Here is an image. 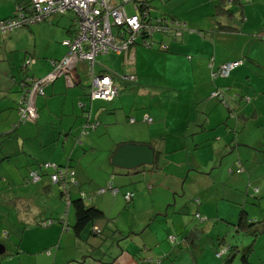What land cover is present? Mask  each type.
Wrapping results in <instances>:
<instances>
[{
	"label": "rangeland",
	"instance_id": "obj_1",
	"mask_svg": "<svg viewBox=\"0 0 264 264\" xmlns=\"http://www.w3.org/2000/svg\"><path fill=\"white\" fill-rule=\"evenodd\" d=\"M261 1L264 3V0ZM173 2L174 0H149L148 7L150 17L154 18L159 15L168 16L167 11L170 4L173 6ZM225 4L233 14L218 16H223V19L240 27V20H242L240 12H243L244 15L245 13L247 14V7L243 9L239 4ZM242 5L245 6L246 4ZM260 6L261 5L256 4V2L254 3V15L250 16L246 20L247 22L242 23V25L244 28H248L253 24L257 26L255 32L264 35L263 18L259 13L260 9H257L262 8ZM125 9L129 12L130 5H125ZM4 10L5 8L0 6V14H4ZM54 14H64L66 25L71 29L74 28V14L70 10L56 12ZM258 18H261V20H259L261 23L255 24V21ZM48 21L49 19H46L29 26L17 28L13 31H8V34L2 36L3 40L0 41V83H3V80L6 79L10 80V78H7L10 70L13 71V75L16 77L17 73H22V66L25 64L24 62L26 58H34L36 61H39L38 58L43 60L47 58V56L42 54V52L45 51L44 47L41 45V38L39 37V31L37 29L41 25L45 26L50 23ZM53 24L56 25L55 23ZM49 32L46 31L41 37L44 38L45 36H48ZM55 34L56 33L52 31L50 36ZM251 34L252 33H250V35ZM161 37L160 34L154 33L152 35V40L156 41L157 39H161ZM65 39L68 38L62 39L60 43ZM147 39H149V37H147ZM138 40L140 41V38H138ZM155 45L154 42L151 47H144L142 45L137 46L146 49L153 48L152 50L154 51ZM131 47L129 48V51L131 50ZM157 49L161 50L159 48ZM117 53L118 52H116V54ZM119 54L121 55L115 56V54L108 52L106 54H98L94 59L97 67H103L107 71L109 69L114 82L122 85V76L125 75L124 77H128L130 74H127L129 66L124 61V54L121 52ZM257 54L260 56L261 60H264V46L259 47ZM111 55L115 56L112 61L110 60ZM128 57L127 61L129 59ZM242 60L246 62L241 60H230V63L234 61L239 62L228 70L227 76L220 74L213 78V81H211L210 75L208 74V60L206 61V65L209 79L207 77L205 79H200L196 71L193 75L184 74L175 77L171 75L173 73L171 68L174 63L157 56L156 58H149V64L147 67L138 66L136 85L138 86L137 89H140V95L137 96L135 104L140 103L139 108H147L148 111L161 105L163 108L160 112L161 114L164 112L173 114L172 116L167 117V123L170 129H175L174 117L176 115L184 114L188 121V123L181 122L178 124V127L181 129V132L179 133H169L163 130L162 134L164 140L156 144L158 149L162 148V154L159 155L157 165L160 167L162 173L166 174V179L163 182L164 189L160 190V195L163 194L166 198L164 205L169 203L172 199L175 201L173 205L167 207V216L171 215L172 208L183 202L187 203L186 214L174 213L172 215V218L176 217L177 220L181 219V226L186 222L188 223V226L175 237V241L168 239L169 236H172L173 234L168 236L161 235V233H165L163 228L165 223H163V220L166 217V215L162 213L155 216L156 219L152 222L151 226L152 229L160 235H153L145 228L148 220H146L147 217L144 218L143 215L141 217L140 206L142 197H140V191H142V194L144 193L147 187L146 182L139 179L136 183L132 184V187L131 184L127 183H115L116 175L121 171L118 169L119 167L111 164L110 158L112 155L108 158L107 164L104 165L109 150L113 147L114 143H120L122 141L125 143L129 140L145 144L141 142L144 141L141 137L145 136L132 134L136 133L133 131L135 125H140L139 128H142V124H133L132 122L134 119L130 118L129 120L127 111L123 112L120 105L116 104L113 108L108 109V111H100L101 104L98 101H89L88 95L86 94L89 92L90 79L83 69L79 72L77 71L81 84H76L74 87H67L65 90H68V93L70 94H72L71 91L79 93L80 99L85 103L81 127L86 120L85 116L89 113V111L87 112L88 107H91V115H95L96 113L97 116L96 118H93V116L91 117L90 115L89 120H97L99 125L93 128L94 130L86 129L87 133L90 132V134H94L93 131L97 132L99 130H102L103 133V128L109 125L108 130L111 133L109 139L106 134L98 136L95 134L92 136L94 146L90 149L89 146H86L84 150L83 148L81 150L80 146H76V130L78 129L76 119H72V129L66 137V139L72 138V143L69 144L68 140L63 143L62 151L64 156L61 159V162H58L57 156L60 152V145L62 144L57 143L58 147L55 151V146H57L55 137L58 132V127L57 122L52 121H58L59 118H62L63 120L71 119V117L68 114L61 115L60 113L57 98L63 96V94H54L53 99L56 98V102L50 106L52 109L51 115L47 114L46 117L45 115L42 116L38 122L37 128H34L35 131H39L38 135H35L33 138L27 137L26 139H23L27 155L25 156L24 153L20 152L17 155H14L10 162H1L0 177H4L7 181L10 180L16 184L17 186L12 183L10 184V187L11 190L17 191L19 196L23 195L21 192L25 193L26 196L28 195L29 200L27 202H29V206H27V209L29 210V216L30 214L35 215L36 212H40L41 214L43 212L50 215L54 211L56 202L61 200L59 199L60 197H58L60 190L59 186L56 183L54 184L48 181L49 175L55 171V168H53L52 165L59 163L64 166L63 164L65 161L69 159L68 162H70L73 171H75L72 179L80 183L79 188L88 200L86 201L87 204H91V202L96 204L98 202L99 207L103 211V215L105 216V220H102L104 223L103 225L105 226L103 229V235L104 232L109 231L108 229H113L112 226L115 225L116 222H118L119 225L124 228L125 233H127L126 225L130 223L132 215L133 218L136 216L135 221L140 219L139 217L142 218L141 222H144L142 224H140V222L138 226H132L135 230L130 231L126 238L131 248L134 247L132 240L136 241L138 245L136 248L139 249V255H141L139 256L140 262L144 260L145 263L143 264H154V262L159 263V260H162V263L166 262L168 264H225L221 257H217L220 252L214 254L211 242L216 243L218 241L217 238H220L221 236H224L225 242L229 244L237 242L239 245L241 242L240 246H243L251 242V237L243 236L240 233H234L231 226L226 222L234 223L241 208L245 210L246 216L249 220H264V144L255 146L257 143L255 141L262 140L264 143V127L257 128V131H252L254 135L253 139L249 134V125L244 124V122H239L234 125L232 117L230 118L231 113H234L236 108L239 109L241 106H246L248 101H251L254 97H262L264 100V63L250 56L242 58ZM241 62L243 66L249 68L250 76L244 77V75H242L240 76V79H238V83L231 82L233 81V78H231L230 72L240 65ZM176 66L178 67L179 72H182L180 69L181 65L176 64ZM26 68L30 73L32 71L34 73L33 65H28ZM163 73H165L166 76H163ZM61 76L63 77V75ZM199 76H201L200 73ZM221 81L224 83L223 85L220 84ZM149 84L153 86L158 84L161 87L168 86L173 90L169 91V89H162L161 91H164V93L161 94L160 98L153 95L148 97L147 93L152 90V88L149 87ZM134 86V84H129V87L131 88ZM114 88L116 89L115 86ZM128 90L126 91L127 94ZM141 92H145L142 99ZM43 98L45 99V97H41V95L38 94L36 100L40 103ZM49 99H51L50 95L46 97L47 104ZM71 99L72 96L71 98L68 97L67 101L69 102ZM124 103L127 104L128 101L124 99ZM148 103L150 105H148ZM141 105L144 107H141ZM207 105L214 106L211 112L207 111ZM63 106L66 107L67 104L65 103ZM185 106H188L189 109L185 110ZM42 108L45 109V106H42ZM16 109H18L17 103ZM35 112L36 110H34V113ZM215 112L218 114L214 116ZM2 114H5L4 116H6L7 112L4 111ZM3 115H0V132L7 131L11 124L9 123L11 118L1 117ZM18 117L19 115H16V121L26 120V122L33 125V122L30 119H18ZM215 117L216 120L220 119L218 120L220 121L218 126H216ZM235 117L236 116H234V118ZM32 119H36L35 114ZM146 120L151 122V117L144 119L143 122H147ZM51 123H53L52 126ZM23 127L24 126H21L19 128V131L22 133L20 136L21 138L26 137ZM199 127H202L201 131L193 132ZM111 136L112 138L114 137V140L111 139ZM62 139L63 138H61L60 141H62ZM81 139L82 138L80 137V141ZM197 141H200L201 145L196 149ZM253 142H255V144H252ZM163 145H166V150ZM211 149H213V153H210ZM207 153H209V155L202 161ZM220 162H222L221 165ZM27 163L29 165H27ZM44 163H49L51 166L48 165L49 168H44L42 166ZM194 164H196V166H194ZM214 164L216 165V168L210 169ZM150 165L147 164L146 166ZM21 166H23L22 168L24 170ZM223 167L227 168L222 169ZM57 168L60 169L61 166ZM188 169L191 170L186 171ZM41 170H48V178L45 175H39V180L37 182L36 180L31 181V179H29L31 171L34 172ZM110 170H114L117 174H110ZM21 171L23 174H16V172ZM79 172L86 176V178H80ZM109 174L111 178L113 177L114 179L107 184L108 182L105 183V181L108 180ZM26 177L29 179L28 184L21 185V178L25 181ZM259 177H262L258 180L263 183L262 185L258 183V181L254 182V180H257ZM175 178L180 179L182 187L181 189H178L173 196L168 186L173 187L171 179ZM3 185L6 186L0 181V191L1 186ZM104 185L107 190L105 191L104 189L99 193L98 190L103 188L102 186ZM44 186H46L47 189L44 190ZM73 186L75 185L70 183L69 187L71 188ZM137 186L140 189L139 191H135ZM257 187H259V190ZM91 188H93V192L90 194L88 193V190ZM123 189H125L126 192L131 193L127 196L125 195V197H127V202L124 197L125 193ZM5 190L9 191L10 189L4 188L3 191ZM81 191H78V197H80ZM73 194L74 192H72V195ZM134 194L138 196L139 200L137 201L134 212H130L132 204L129 201L131 198H135ZM95 195H98V200L95 199ZM88 196L91 197L90 200L88 199ZM114 202H116V204H114ZM60 204V216H62L66 202L61 200ZM24 206L25 203L23 208H20L19 204L14 202L12 210H14L13 212H17V210L20 209L19 212L22 213ZM69 211L72 214L73 211L71 206L69 207ZM13 212L11 215H3L6 217L5 219H0V236L3 234L1 225L8 227L12 216L16 219V215ZM52 215L54 214L52 213ZM261 216H263V218H261ZM54 217L52 225H48L47 227L41 224L38 225L36 224V221L34 222V225H37L41 229L40 231H45L47 233L54 232L55 235L57 234L58 228L56 218L59 217V214ZM16 223V225L22 226L17 219ZM99 223H101V220L97 219L93 225L87 226L92 234L96 233L97 236L101 237V228L96 225ZM94 225H96L99 231L95 230L93 232ZM261 227L264 229V226ZM35 230H37V228ZM28 232L29 230L23 231L22 227H19L17 234H15L14 231L12 237L17 238L16 241H19V245H22V242H26L24 237ZM86 234H88V232ZM20 235L23 237L21 243L18 238ZM63 235L64 239L60 241V247L62 246L65 250H68L67 247L72 249L74 245L72 244V241L69 240L71 234L65 232ZM88 238L89 240L96 239L99 242V239H102L103 237H98V239L97 237L88 235ZM81 242L83 244V240ZM113 243L115 246L117 242L113 240ZM78 245L79 239L76 246L73 248L74 254ZM11 246L12 245L6 247L5 253L8 255L0 258V264H33V261L36 264L35 259L38 255L33 254L30 251L21 250L17 255L12 257L9 256V248H11ZM252 247V250L247 253L246 263L243 261L241 262L240 260V256L243 255L242 252L236 251L229 264H264V233L255 237ZM18 248L20 249V246ZM224 250H227V246L223 247L222 251ZM118 251L119 250L115 246L112 254L114 255L115 253H118ZM168 253H170L169 256L167 255ZM149 260H152L153 262H149ZM72 263L73 262L70 264Z\"/></svg>",
	"mask_w": 264,
	"mask_h": 264
},
{
	"label": "crops",
	"instance_id": "obj_2",
	"mask_svg": "<svg viewBox=\"0 0 264 264\" xmlns=\"http://www.w3.org/2000/svg\"><path fill=\"white\" fill-rule=\"evenodd\" d=\"M30 0H0V6L4 7V14H0V19L8 17L13 15L15 12V9L17 8V4H24ZM164 1V0H163ZM169 2V1H168ZM199 2V3H197ZM217 2V0H174L173 6L170 4V7L168 9V15L173 16L174 18H177L178 20L182 21L185 23V28L180 31L179 35H169L166 36L167 38H161L164 39V41L167 45L166 50H158V41L160 39H157L156 41L153 40L152 45L155 42V50L153 51L151 49H146L143 47H138L140 44H137L136 46H132L131 50L124 52V61L125 63L129 66L128 73L130 74L129 76H133V80L125 78L123 75L122 76V85L116 84L114 82L113 76L108 69V71L103 68V67H97L96 63L94 62L93 64V71L95 74H108L111 77L112 83L117 89V95L114 97L113 100L106 102L102 100H90L89 101H98L101 104L100 111H108V109L113 108L116 104L120 105V108L123 112L127 111L128 118H133L134 121L132 122L133 124H142V128H139L140 125H135L134 130L136 133L132 134H138V135H143L145 137H141L142 143L148 144L153 148V155H155V162L151 164L150 166H138L140 168H132V169H124V168H118L121 172H118L116 175V181L115 183H127V184H132L136 183L139 179L143 180L146 182L147 187L142 194V191H140V197H142L141 201V206H140V213L141 217L142 215L144 218L147 217L146 220H148V223H146L145 228L148 229V231L153 234V235H160L158 234L154 229H152V222L156 219L155 216L160 215L161 213L166 215V217L163 220L164 224V232L161 233V235L168 236L170 234H173L172 236L175 237L188 226V223L186 222L185 224H182L181 226V219H178L176 217L172 218V215L174 213L178 214H186L187 213V203L183 202L180 205L172 208V213L170 216H167L168 211L167 207L173 205L175 201L170 200L169 203H166L164 205V202H166V198L163 194L160 195L161 189H164L163 187V182L166 179V174H163L160 167L157 165V162L159 160V155L162 154V148L158 149V146L156 147V144L158 142L160 143L163 139V130L165 132L169 133H179L181 132V129L178 127V124L181 122L188 123L187 118H185V115H176L175 118V129H170L167 123V117L172 116V113L169 112H164L161 114L160 112L162 111V106L160 105L159 107H154L152 110H149L147 108L140 109V103L135 104L136 98L139 94V90L137 89L138 86L136 85V79L138 77V66H144L147 67L149 64V58H156L159 57L164 60H169L174 63L173 67L171 70L173 73L171 75L175 77H179L181 75H193V73L196 71L198 74V77L200 79H205L208 77V70H207V65L206 61L210 58H212V68H216L220 63L225 62V61H230V60H242V58H246L247 56H250L254 59H257L261 62L264 63V60L260 59V56L257 54V51L260 46H264V35L259 32H255L257 26L253 25L248 28H244L242 23L247 22L246 20L254 15V3L261 5L260 7L262 8H257L260 9L259 13L262 15V22H264V3H262L261 0H255L247 3L245 6L242 5V8L244 9L245 7L247 10V14H243V12H240V17L242 16L241 25L238 27L235 24H231L229 21L223 19V16H218L215 15L213 16V4ZM228 4V3H227ZM230 4V3H229ZM226 7V5H225ZM232 12V11H231ZM233 14V12H232ZM49 19L47 25L45 26H39L38 31H39V37L41 38V45L44 47V51L42 54L44 56H47V58L40 59L38 58L39 61H36L34 58L32 59V62L30 65H33L34 68V73L33 71L30 73L27 71V66L25 67L24 64L22 66L23 71L22 73H17V77L13 75V71H9V76L7 78L10 80H3V83H0V115H3L2 113L7 112L6 116H1V117H10L11 120L9 123H11L9 126V129L5 132H0V163L3 161L10 162L11 158L14 155H17L18 153H24L26 156V148L24 147V142L23 139H26L27 137L33 138L35 135L37 136L39 131H35L34 128H37L38 122L42 116L47 114L51 115L52 109L50 106L52 104H55L56 98L53 99L54 94H63V96H60L57 98V104L60 107V113L61 115L68 114L71 119H66L63 120L62 118H59L58 121H52V122H57V127H58V132L55 137V142L56 145L57 143H60V152L57 156L58 162H61V159L63 158L64 154L62 151L63 148V143L66 142V140L69 141V144L72 143V138L66 139V137L69 135L70 130L72 129V119H76V124L78 126V129L76 130L77 132V142L76 146H80L81 150L86 146H89V149L94 146V143L92 141V136L93 135H105L110 136V131L108 130V126L103 128V133L102 130L100 131H93L94 134H90L85 132L81 133L82 127L81 124L83 122L82 117H83V112H84V106L85 103L80 99L79 93H75L71 91L72 94L68 93V90H65L67 87H74L76 84H81L77 71L79 72L80 70H84L86 73V64L84 62L79 63L75 68H74V75L76 78V81L72 84H67L65 82L64 76L62 77L61 75L55 77L51 82L44 83L42 85V91L43 94L41 97H45L41 100L40 103L37 102V97L36 95L34 97V110H36L35 114V120L30 119L33 122V125L24 121H16V115L17 109H16V103L20 97V94L22 91L28 86V81L31 78H42L50 69H51V63L53 61L58 60L61 58L62 55H64L66 48L61 45L60 41L64 38H69L73 35V29L68 27L64 21L65 15L64 14H51L50 17L47 18ZM261 18L256 19L255 24H260L259 22ZM218 22V24H217ZM55 23L56 25H54ZM31 25V24H30ZM229 26V27H234L235 30L228 31L224 28H221L220 26ZM25 27V26H23ZM261 28V27H260ZM15 30V29H14ZM13 31V30H11ZM46 31H50L48 36H45L44 38L41 37L42 34H44ZM54 31L56 34L50 36V33ZM258 31V30H257ZM10 32V31H9ZM9 32L6 33H0V41L3 40L2 36L5 34H8ZM255 32V33H253ZM250 33H252L250 35ZM151 45V46H152ZM166 51V52H163ZM116 53V52H115ZM39 54V51H38ZM121 54L117 53L115 56H120ZM115 56L111 55L110 60L115 58ZM129 56V57H128ZM127 57L129 58L127 61ZM188 57V58H187ZM258 57V58H257ZM27 59V58H26ZM25 59V60H26ZM249 59V58H248ZM246 62V61H243ZM25 63V62H24ZM177 65H181L180 69L182 72H179ZM201 76H199V73ZM36 74V75H34ZM231 78H233V81L231 82H236L238 83L240 79V76L244 75V77H249V68L246 66L242 65V62L240 65H238L235 69H233L231 72ZM229 74V75H230ZM166 76L165 73H163V76ZM126 79V80H125ZM2 82V81H1ZM66 83V84H65ZM208 83V82H207ZM129 84H134L135 86L133 88L129 87ZM221 85L224 83L221 81ZM149 87L152 88L151 91H149L148 97L150 95L157 96L158 98L161 97V94L164 93L163 90H173L172 88H169L168 86L161 87L158 84L155 86L149 84ZM130 89V90H128ZM90 90V88H89ZM128 90V94L126 91ZM143 94L145 92H141V99L143 97ZM51 96V99H49L48 104L46 101L47 96ZM89 96V92L88 94ZM123 95V98H122ZM72 99L68 102L67 98L70 97ZM124 99L128 101V103H124ZM43 102V104H42ZM89 102V105H90ZM67 104L66 107H64V104ZM103 104V105H102ZM117 105V106H118ZM148 105H150L148 103ZM42 106H45V109L42 108ZM208 106V112H211V110L214 108L213 105H207ZM141 107H144L141 105ZM189 109L188 106H185V110ZM91 107H88L87 112L89 111V118L91 115ZM237 116L232 118V121H234V125L239 123V122H244V124L249 125L250 131L249 134L251 138L254 135L252 133L253 130L257 131V128H262L264 127V100L262 97H254L246 106H241L239 109L236 108ZM17 113V114H16ZM146 113V114H144ZM93 114V113H92ZM218 113L215 112L214 116L217 115ZM206 115V114H205ZM96 118L97 114L91 115V117ZM86 117V116H85ZM148 117H151V122L146 120L147 122H143L144 119H148ZM88 118V119H89ZM231 118V117H230ZM2 119V118H1ZM19 119V117H18ZM45 119V118H44ZM42 120V119H41ZM220 119L216 120L215 117V122L216 126L219 125L218 121ZM225 120V119H224ZM93 121V120H91ZM218 122V123H217ZM223 122V120H222ZM53 123H51V126ZM99 125V122H98ZM97 125V126H98ZM21 126H24V134L26 137H20L21 136V131H19V128ZM188 128V127H187ZM202 127H199L198 129L194 130L193 132L201 131ZM94 130V129H93ZM92 131V130H91ZM184 131V130H183ZM3 135V136H2ZM80 137L81 139L80 141ZM62 141H60V139ZM85 138V139H84ZM87 138V140H86ZM111 139L114 140V137ZM110 139V140H111ZM112 141V140H111ZM126 142H133L127 140ZM153 142V143H151ZM197 146L196 149L199 148L201 145L200 141H197ZM232 142V141H231ZM255 142H257L255 144ZM252 144L257 145H263V141H255ZM124 141L120 143H114L113 147L109 150V154L107 158L105 159L104 165L107 164V160L111 155V152L115 147H117L118 144H122ZM137 143V142H135ZM19 146H18V145ZM153 144V145H152ZM58 145L55 146V151L57 149ZM164 149L166 150V145L164 146ZM210 153H213V149H211ZM209 153H207L202 161L207 158ZM71 156V155H70ZM76 159V158H75ZM65 161L63 165L69 166V168L73 169V167L70 165V162ZM212 160V159H210ZM222 162H220L221 165ZM229 163V162H228ZM59 164V163H58ZM27 165H29L27 163ZM60 165V164H59ZM24 166V165H23ZM21 166V168L23 167ZM26 166V164H25ZM196 166V164H194ZM200 166V165H199ZM228 166V165H227ZM216 168V165L214 164L211 166L210 169ZM227 167H223L222 169H225ZM23 169V168H22ZM26 169V168H25ZM28 169V167H27ZM30 169V168H29ZM24 170V169H23ZM191 169H188L186 171H190ZM110 170L109 173H111ZM39 175H45L48 178V170L45 171H37ZM75 172V171H74ZM21 172H16L17 175H21ZM32 171L30 172V174ZM23 174V173H22ZM79 177L85 179L86 176L82 175L79 172ZM187 175V174H185ZM260 178L259 177L257 180H254V182L258 181ZM29 179H31L29 177ZM27 177L25 178V181L23 178L20 180V184H28ZM39 180V178L37 177ZM114 179V178H113ZM36 180V182L38 181ZM150 180V181H147ZM0 181L5 184L6 186H1V191H0V219H5L6 217L3 215H11V213L14 211L12 210L14 202L16 204H19L20 208H23V205L25 203L24 209L22 213L17 210V212H13L16 215L17 221L22 224L16 225V219L14 216L11 218V222L8 227L1 225V229L3 230L2 236H0V244L3 245L2 251L0 252V255L6 254V247L9 245H12L11 248H9V256H14L17 255L21 250H26L30 251L33 254H37L38 256L36 257L35 261L36 264H143L145 263L144 260L141 262L139 261V249L136 248L138 247L136 241L132 240V244L134 245L133 248L129 246V242L127 241L128 233L132 230H135L132 228V226H138L139 223L141 222L142 218L139 217L137 221H135L136 216L133 215L131 217V221L128 225H126L127 233H125L124 228L119 225L118 222H116L115 225L112 226L113 229H108V232H104L103 235V229H104V223L101 220V223L96 224L98 227L101 228V237L97 235H93L91 233V230H89V227L85 226L80 232L78 237L74 234V231L70 229L72 223L74 222V214H72L68 210L66 214H64V211L62 212V216H60L61 213V195H60V190L58 193V197H60L58 202L55 204L54 211L50 215H47L42 212H36L35 215L29 216L27 206H29V200L28 195L26 196L25 193L21 192L19 196V193L17 191L11 190L10 184L13 182L8 180L6 178L0 177ZM32 181V179H31ZM48 181L50 182L49 178ZM173 182V187H169V190L171 191V194L174 196L175 193L178 191V189H181L182 183L180 179H171ZM177 181V182H175ZM263 181V180H262ZM34 182V181H33ZM77 182V181H76ZM106 182V181H105ZM261 185L263 184L261 181H258ZM14 184V183H13ZM79 182L73 187H69V193L71 198H76L78 191L81 189L79 188ZM17 186L16 184H14ZM58 185V184H57ZM70 185V184H69ZM59 186V185H58ZM9 188L10 190L3 191V189ZM264 188V184H263ZM47 189L46 186H44V190ZM259 190V187H257ZM139 191L140 189L137 186V189L135 191ZM124 193L126 192L125 189H123ZM72 192L74 194L72 195ZM93 188L88 190V193H92ZM122 196V194H121ZM135 198H131L129 202L132 204V208L130 212H134L136 208L137 201L139 200L138 196L134 194ZM133 196V197H134ZM123 198V197H122ZM95 199L98 200V195H95ZM169 200V199H168ZM116 201V200H114ZM168 202V201H167ZM101 203V202H100ZM116 204V202H114ZM101 211L102 209L99 207L98 202L95 204ZM73 211V210H72ZM56 218L57 220V234L54 235V232L47 233L45 231H40L41 229L37 226L34 225L36 220L43 221L45 219L50 220L51 222L48 225H52L53 219L55 218L54 216H58ZM182 216V215H181ZM37 218V219H36ZM110 218V217H107ZM263 218V216H261ZM112 219V218H111ZM63 222H62V221ZM231 220V219H229ZM144 222V221H143ZM141 222L140 224H142ZM146 222V221H145ZM12 225V227H11ZM47 225V226H48ZM46 226V227H47ZM70 226V227H69ZM22 227L23 231L29 230V232L25 235L24 239H26V242H22V235L18 237L20 239V243L22 242V245H19V241L17 242V238L12 237V233L17 234L18 228ZM17 228V229H16ZM37 228V230H35ZM16 229V230H15ZM88 229V230H86ZM69 232L71 235L69 236V240L72 241V244L74 247L76 246L78 239H79V245L76 248L75 254H74V247L71 249L70 247H67L68 250H65L62 246L60 247V244L63 239H64V233ZM88 232V234H86ZM134 232V231H133ZM84 234V235H83ZM88 235H92L93 237H99L102 239L98 240L96 239H91L89 240ZM120 237V238H119ZM119 238V239H118ZM18 239V240H19ZM28 239V240H27ZM82 239H84L83 244H82ZM2 240V241H1ZM113 240H115L116 247L119 250L118 253H115L114 255L112 254L114 243ZM122 240V241H120ZM120 241V242H118ZM51 243V245H50ZM20 246V249L18 248ZM117 252V251H116ZM8 254H6L7 256ZM113 255V256H112ZM168 256L170 253L167 254ZM82 256V258H81ZM107 257V258H104ZM192 257V255H191ZM78 261V262H77ZM162 260H159V263L154 262V264H168L166 262H161ZM149 262H153L152 260H149ZM32 264V263H31ZM33 264L35 262L33 261Z\"/></svg>",
	"mask_w": 264,
	"mask_h": 264
},
{
	"label": "built area",
	"instance_id": "obj_3",
	"mask_svg": "<svg viewBox=\"0 0 264 264\" xmlns=\"http://www.w3.org/2000/svg\"><path fill=\"white\" fill-rule=\"evenodd\" d=\"M143 1L31 0L24 10L18 9L13 16L0 20V33H6L21 26L41 22L56 12L70 10L74 14L73 35L61 42L66 52L60 59L51 63V69L42 78L29 80V86L17 101L19 118L34 117V97L43 93L44 83L51 82L59 75L64 76L67 84L74 83L76 81L74 68L81 62L86 64V73L90 79V98L110 100L115 95L116 89L107 76H97L93 73L95 56L125 51L138 37L142 38L143 32L151 35L154 31L166 32L170 28L179 26L177 21L171 19L156 18L152 22L144 20L148 17V11L145 8L142 12L139 11ZM127 4L130 5L129 13L125 9ZM141 44L148 46L149 42L142 39ZM31 62L30 58L25 60L26 65ZM232 65L233 63L223 65L221 73L226 74L227 69ZM50 178L52 181H60L64 187L68 181H72V172L57 169Z\"/></svg>",
	"mask_w": 264,
	"mask_h": 264
},
{
	"label": "trees",
	"instance_id": "obj_4",
	"mask_svg": "<svg viewBox=\"0 0 264 264\" xmlns=\"http://www.w3.org/2000/svg\"><path fill=\"white\" fill-rule=\"evenodd\" d=\"M30 1H28V2H26L24 4H22V5L17 4L16 5L17 8L15 9V12L18 9L24 10V8L28 7V5L30 4ZM148 1L149 0H146L144 3H147L148 4ZM247 2H250V0H217V2H215L213 4V13L212 14H213V16H215V15H226L227 16V14L232 15L231 10L228 9L227 7H225V5H226L225 3L239 4L240 6H242L243 3H247ZM143 8H145V10L148 11V17H145L144 20H150L152 22L156 18H159V19H171V20L177 21L179 23V26L178 27H174V28H170L166 32H155L154 31V32L151 33V35H147V34H145V32H143L142 38L138 37V38H140V41L137 39L133 43V45H137V44L142 45L141 44V40L144 39V40H146V41L149 42V45L148 46L142 45V46H144V47H151L152 42H153L152 35L154 33L160 34L162 36L161 38H167L166 36H169V35H179L180 34V31L182 29H186L184 22L178 20L177 18H174L171 15H168V16L167 15H159L158 17L151 18L150 15H149V7L146 8L143 5H141V6H139V11L142 12ZM15 12L13 13V15L15 14ZM129 12H131V10ZM13 15H11V16H13ZM11 16H8V17H11ZM8 17L2 18L0 20L6 19ZM44 20H46V19H44ZM36 23H38V22H36ZM217 24H218V22H217ZM25 26H29V25H25ZM21 27H23V26H21ZM21 27H19V28H21ZM220 27L221 28H224V29H226L228 31H230V29L231 30H235L234 27H229V26H226V25L220 26ZM145 35H147V36H145ZM147 37H149V39H147ZM162 40H164V39H162ZM162 40L160 39V41H158V48L161 49V50H166L167 49V45ZM133 45H130L128 47V50ZM111 53L116 54L115 52H111ZM121 53H124V51H122ZM227 62H229V61L222 62L216 68H212V58L209 59V61H208L209 73L208 74L210 75L211 81H213V78H215L216 76L220 75V68L222 67V65H224ZM234 62H239V61H234ZM25 66H26V64H24L23 67H25ZM92 71H93V69H92ZM93 73L95 74L94 71H93ZM28 86H29V81H28ZM23 91H22V93H23ZM114 97H113V99H114ZM89 99L91 100V98H89ZM98 100H101V99H98ZM102 101H106V100H102ZM246 101H247V99H246ZM106 102H109V101H106ZM249 102L250 101H248V103ZM234 116H237V112L231 113L230 117L233 118ZM88 118H89V113H87V115H86V120L84 121V124L82 126L81 133H85V132H87L86 129H93V128H95L98 125V121L97 120L90 121ZM129 120H130V118H129ZM20 121H22V120H20ZM119 145H121V144H118L117 147ZM117 147H115L113 149V151L111 152V155L115 152V150H116ZM154 162H155V155H154V161L152 163H154ZM45 164H49V163H44L42 166L44 168L45 167H48V166H45ZM49 166H51V165L49 164ZM54 166H55L54 167L55 168V171L52 172L49 175V180H50L51 183H54V184L56 183V184L59 185L61 199L63 200V202H66V206L64 208V214H66V212L68 210V207H70V206L72 207L73 214H74V222L72 223L71 227L70 226L69 227H70V229L72 231H74V234L76 235V237H78L79 232L85 226L87 227V225L88 226L89 225L90 226L93 225L94 222H95V220H97V219L105 220V216L103 215V211H101L94 203L91 202V204H89V203H88L89 205L87 204L86 201H88V200L85 198L84 193L82 191L80 192V197H78V196H76V198H71L70 197V193H69L68 186H69L70 183L76 185L77 182L75 180L72 179V181H68L65 184L64 187H62V185H61L60 182H54V181H52L51 178H50V176L52 174H54L57 171V169H59V168H57L59 166H61V168H63V169H66L68 171H71L72 172V177L74 176V171H73V169L69 168V166H66V165L62 166V165H59V164H54ZM137 168H140V167H137ZM32 173H35L37 176H39V174H37L38 173L37 171H34ZM32 173L30 174V178L32 180H34V176L32 175ZM110 174H115V172L114 171H111ZM110 174H109L108 180L105 182V183L108 182L107 184H109L110 182H112V179H113V177L111 178ZM102 187H103V189H105V191L107 190L106 187H105V185L102 186ZM63 189L66 190L65 193L63 192ZM108 189H111V188H108ZM126 194H128V193H125L124 194V197H125ZM129 194H131V193H129ZM88 199L90 200L91 197L88 196ZM125 199H126V202H127V198L126 197H125ZM48 222H51V221L50 220H43V221L36 220V224H38V225L41 224V225L47 226L49 224ZM226 223L231 226V228L233 229L234 233H240L243 236L251 237V242L249 244L243 245V246H240L241 242H240L239 245L237 244V242H233V244H229V243H226L225 242L224 236H221L220 238H217L218 241L216 243L211 242V246H212V249L214 251V254H218L220 252L217 257H219V258L221 257L222 260H223V262L225 264H229L231 258H233V256H234V252H236V251L242 252L243 255L240 256V260H241V262L243 261V262L246 263L247 253L252 250V248H253L252 245H253V242L255 241V237L257 235H260V234H263L264 233V229L261 227V226H264V220H255V219L254 220H252V219L249 220L247 218V216H246L245 210L243 208H241L239 210V212H238L236 221L234 223H229V222H226ZM95 227H96V225L93 226V232H94ZM93 235H96V233L93 234ZM82 240H84V239H82ZM226 246H227V250L221 251L223 249V247H226ZM4 256H6V255L3 254V255L0 256V258H2ZM81 258H82V256H81Z\"/></svg>",
	"mask_w": 264,
	"mask_h": 264
},
{
	"label": "water",
	"instance_id": "obj_5",
	"mask_svg": "<svg viewBox=\"0 0 264 264\" xmlns=\"http://www.w3.org/2000/svg\"><path fill=\"white\" fill-rule=\"evenodd\" d=\"M153 160V149L146 144L123 143L119 145L110 158L112 165L121 168H132L149 164ZM3 245L0 244V252Z\"/></svg>",
	"mask_w": 264,
	"mask_h": 264
},
{
	"label": "bare ground",
	"instance_id": "obj_6",
	"mask_svg": "<svg viewBox=\"0 0 264 264\" xmlns=\"http://www.w3.org/2000/svg\"><path fill=\"white\" fill-rule=\"evenodd\" d=\"M146 0H144L143 1V6L144 7H148V4L147 3H144ZM134 43V42H133ZM133 43L132 44H130V45H133ZM129 45V46H130ZM128 46V47H129ZM128 47H127V49L124 51V52H127V50H128ZM120 52H122V51H119L118 53H120ZM106 54V53H105ZM94 61H95V59H94ZM94 61H93V64H94ZM233 63V65L230 67V68H232L236 63H238V62H227V63H225V64H232ZM224 64V65H225ZM223 66V65H222ZM230 68H228L227 69V71H226V74H222L221 73V70H222V67L220 68V74H222L223 76H227L228 75V70L230 69ZM92 69H93V66H92ZM95 75H97V76H101V75H105V76H107L108 78H109V80L111 81V83H112V80H111V77H110V75H108V74H95ZM125 78H127V79H130V80H132L133 79V76L131 75V76H129L128 75V77H125ZM112 85H113V83H112ZM43 94V93H42ZM117 94V91H116V93H115V95ZM114 95V96H115ZM113 96V97H114ZM113 97L110 99V100H112L113 99ZM91 100H98V99H91ZM102 100V99H101ZM110 100H106V101H110ZM125 143H128V142H125ZM131 143H135V142H131ZM137 144H141V143H137ZM146 145H148V144H146ZM149 146V145H148ZM149 147H151V146H149ZM152 148V147H151ZM153 149V148H152ZM154 161V155H153V160H152V162ZM152 162L151 163H149V165L150 164H152ZM49 165V164H48ZM143 165H147V164H142V165H138V166H143ZM114 166V165H113ZM138 166H135V167H132V168H136V167H138ZM117 167V166H116ZM119 168H121V167H119ZM132 168H124V169H132ZM60 169H63V168H60ZM56 173V172H55ZM32 175L33 176H35L34 177V180H37V177L39 178V176H37L35 173H32ZM54 182H60V181H54ZM104 189L103 188H100L99 190H98V192H102ZM63 192L65 193L66 192V190H64L63 189ZM115 193V192H114ZM129 194V193H128ZM128 194H126V196L128 195ZM127 198V197H126ZM47 223V222H46ZM48 223H50V222H48ZM95 230H97V231H99V229L97 228V227H95V229H94V231ZM169 240H171V241H174V237L173 236H169V238H168ZM222 251V250H221Z\"/></svg>",
	"mask_w": 264,
	"mask_h": 264
}]
</instances>
